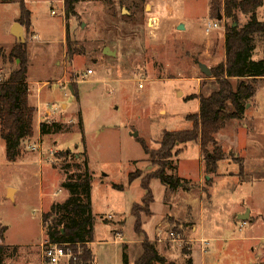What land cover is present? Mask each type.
<instances>
[{
    "label": "rangeland",
    "instance_id": "obj_1",
    "mask_svg": "<svg viewBox=\"0 0 264 264\" xmlns=\"http://www.w3.org/2000/svg\"><path fill=\"white\" fill-rule=\"evenodd\" d=\"M30 1L28 7L42 36L41 41L33 40L32 29L24 28L29 44V103L37 107L36 136L27 140L29 144L40 143L45 157L31 151L27 140L17 163L9 162L6 150H0V246H4L0 264H48L42 251L46 239L42 214L47 212L50 201L63 202L65 198L62 182L66 173L61 169L65 158L58 154L71 150L66 162H82L85 144L94 174L93 249L99 264H124L123 246L117 243L118 238L114 241V233H123L120 242H134L137 235L144 241L143 234L135 231L131 210L135 204L139 206L143 231V217L153 213L152 204L148 211L143 203L146 191L142 179L157 167L152 165L143 141L156 149L165 130L192 128L187 115L197 113L200 106L191 96L199 91L207 95L216 86L215 78L202 72L199 64L212 69L225 61L223 32L227 24L243 25L246 16L238 13L236 21L227 18L222 10V28L207 35L205 29L217 18V11L211 7L213 0H84L77 6L78 15L69 20L64 18L63 0ZM19 17V4L0 0L3 78L18 66V61L9 60V50L15 40L12 29ZM257 17L264 21V5L258 9ZM181 23H186L187 29H179ZM67 26L75 50L72 58L63 44ZM204 37L212 39L208 57ZM107 47L117 55L104 53ZM263 57V48L258 46L254 59ZM89 70L94 74L87 77ZM95 78H100L99 83L93 82ZM258 85L245 117L230 121L216 135L225 148L240 151H225L227 160L244 163L243 157L247 158L248 182L228 183L227 178L217 177L218 181L210 186L211 199L206 192L201 194L197 184L192 185L191 193L167 195L166 203L172 202L175 208L153 242L157 247L159 242L164 244L170 263L188 264L190 257L193 264H264V79ZM47 109L57 115L50 118ZM80 116L84 120L85 144ZM48 120L61 122L64 128L38 141L40 122ZM209 149L213 150V145ZM198 152L199 147L190 142L179 156L181 174L194 182L203 175ZM175 163L174 159L168 172ZM219 167L225 172L235 165L219 163ZM132 172L142 177L129 184ZM114 184L126 188L118 190ZM13 188L18 191L15 200ZM161 190L154 187L157 213L162 209ZM247 206L258 216L243 230L233 227L241 220L234 216L232 221V215ZM116 215H121L118 221ZM204 236L212 238V242ZM137 248L133 245L131 250L129 246L131 264L143 252ZM185 250L189 255L184 254Z\"/></svg>",
    "mask_w": 264,
    "mask_h": 264
},
{
    "label": "trees",
    "instance_id": "obj_2",
    "mask_svg": "<svg viewBox=\"0 0 264 264\" xmlns=\"http://www.w3.org/2000/svg\"><path fill=\"white\" fill-rule=\"evenodd\" d=\"M82 1L84 0H64L66 19L69 20L78 15L77 6ZM1 2L19 4L20 17L17 21L25 29L31 30L32 12L25 0H1ZM263 5L264 0L212 1V10L217 11L215 19L220 22L222 19L219 20L218 17L222 10L227 18L238 21V13H243L249 15V19L243 25L227 24L226 59L211 69L217 88L209 95L201 93L191 96V98L200 99L199 111L187 116V120L192 123V128L165 130L156 149L149 148L143 141L145 152L151 158L152 165L157 167L147 179L145 177L142 179V187L146 191L143 203L148 207V211L154 202V194L150 186L153 179H159L167 187L166 197L169 194H175L180 188L191 189L180 177L177 164L173 166L171 173L167 171L172 161L174 162V159L181 153L180 146L190 142H200L208 173L217 172L219 162L226 157L216 135L230 121L241 120L245 117L247 104L255 98L258 83L264 79V57L259 60L254 59L258 46H262L264 51V21H260L257 17V11ZM66 31L67 56L72 58L75 50L72 48L68 26ZM9 60L18 61V66L2 80L0 85V136L6 142L8 161L17 162L22 155L23 142L32 138L35 133L36 108L29 103L30 90L27 82L30 62L27 38L24 42L19 40L13 47ZM79 127L85 144L82 117ZM63 128L64 126L57 121H44L41 123L40 132L42 135H48L61 132ZM211 145H213V150L209 149ZM71 154V150L61 151L58 154L60 158H65L61 165V169L66 173L62 188L69 195L63 202L52 203L49 210L42 214L43 227L46 238L51 242L72 244L76 251L79 247L82 249L78 264H96V258L90 246L95 235L92 206L94 174L90 168L87 150L82 155V162H66V158ZM240 166L243 170L244 163L241 162ZM141 177V174L130 173L129 184ZM114 187L118 190L126 188L125 185L119 184H114ZM138 209L139 206L135 204L131 213L136 218L135 231L137 234H143L144 241L142 243L143 252L135 264H174L161 255L157 244L151 241L142 230V217ZM3 250L4 246H0V252ZM184 254L187 256L189 252L185 250ZM187 263L193 264V259L189 258ZM124 264H129V258L125 253Z\"/></svg>",
    "mask_w": 264,
    "mask_h": 264
},
{
    "label": "crops",
    "instance_id": "obj_3",
    "mask_svg": "<svg viewBox=\"0 0 264 264\" xmlns=\"http://www.w3.org/2000/svg\"><path fill=\"white\" fill-rule=\"evenodd\" d=\"M26 1V3L28 4V6H29V4H30V0H25ZM63 5H64V0H63ZM211 5H212V2H211ZM65 12V11H64ZM245 15V14H244ZM246 16V22L248 21V19H249V15H245ZM220 17L223 19V17H224V15L222 16V14H219V17H218V19L220 20ZM64 18H65V13H64ZM180 19V18H182V17H177L176 19ZM66 19V18H65ZM18 20V19H17ZM16 20V22H18ZM183 20H184V22H185V19L183 18ZM215 21H218V20H215ZM215 21H213V22H215ZM245 22V23H246ZM222 23V22H221ZM244 23V24H245ZM184 25H185V29H187V26H186V23H183ZM180 25V24H179ZM31 29H32V36H33V40H36V41H41V36H42V32H40L39 31V29L37 28V26H36V24H35V19H34V14H33V12H32V26H31ZM184 30V29H183ZM216 31V30H215ZM67 32V31H66ZM13 36H14V34H12ZM225 35H226V33L225 32H223V36H222V45H223V49H224V52H225ZM14 38H15V40H14V42H13V45H12V47L10 48V50L9 51H11L12 49H13V47L19 42V39H17L16 38V36H14ZM202 40H205V42H206V45H207V47H208V49L206 50V54H205V56L206 57H208L209 56V54H210V50H209V48L211 47V38H207L206 39V37H204V38H202ZM202 40H200V41H202ZM63 44H65V49L67 48V45H66V39H65V41H64V43ZM108 48V47H107ZM106 49V48H105ZM105 49H104V53H106V54H108V55H112V56H115V55H117V52L116 51H112L111 49V51H112V53H107V52H105ZM1 50V49H0ZM66 54H67V51H66ZM225 59H226V55H225ZM55 60H56V58H55ZM56 63H57V61H56ZM56 63L54 64L55 65V67H56ZM201 64V63H200ZM200 64H199V67H200ZM55 70H56V68H54ZM201 69V68H200ZM59 71L61 72V73H59ZM202 71V70H201ZM56 72L57 73H59V75L60 74H63V72L59 69V70H56ZM203 72V71H202ZM87 74V73H86ZM94 74V71L92 70V73L91 74H89V75H93ZM89 75H87V77L89 76ZM56 76V75H55ZM58 76V75H57ZM99 80H100V78H95V79H93V82H96V83H99ZM198 80V82H199V84H200V79H197ZM48 80H46V82H47ZM213 81H214V79H213ZM27 82L28 83H30L31 84V82H30V80H29V72H28V79H27ZM45 82V83H46ZM214 83V85H216L215 86V88L213 89V90H211L210 91V93H208L207 95H209V94H211V92H213L216 88H217V84H216V81L215 82H213ZM50 86V85H49ZM213 88V87H212ZM202 93V91H199V93L197 94V95H200ZM205 94V93H204ZM195 99H197V98H195ZM198 101H199V106H200V99H197ZM35 104H33V106H34ZM62 105H64V103L62 104ZM69 105V104H68ZM36 106V105H35ZM34 106V107H35ZM36 108V112H37V107H35ZM46 113L50 116V118H51V115L53 116V115H57V113L55 114L52 110H50V109H47L46 110ZM83 115V114H82ZM35 116H36V114H35ZM188 116V115H187ZM49 118V117H48ZM49 121V120H48ZM43 121H41L40 122V125H39V133H38V136H37V138H38V141L39 140H41L42 138H44V137H46V136H51V135H56V134H58V133H60V132H58V133H52V134H48V135H42L41 134V132H40V126H41V123H42ZM49 122H51V121H49ZM58 123H61V122H58ZM83 123H84V120H83ZM63 126H64V124L63 123H61ZM69 127V126H68ZM35 132V131H34ZM84 132H85V127H84ZM66 133H69V131H67ZM133 134V133H132ZM35 133H34V136L32 137V138H30V139H34L35 138ZM1 137V136H0ZM218 140V139H217ZM1 141L2 142H0V144H1V147H0V150L1 149H4V150H6V154H7V148H6V142L1 138ZM27 142V147H28V145H29V143H28V140L26 141ZM25 142V143H26ZM218 142H219V145H221L222 146V148L224 149V151H227L228 153H230V152H237V153H240V151L239 150H234V149H227V148H225V146H224V144L222 143V142H220L219 140H218ZM194 144H196L198 147H199V162H200V167H201V172H203V175H202V178L200 179V181L198 182V181H195L194 182V180L193 179H191V178H188V177H186V176H184L183 174H181V172H180V158H179V156H180V154H179V156L178 157H176L175 158V164H177V169H178V173H179V175H180V177L181 178H183L186 182H187V184H188V186H190L191 187V189H184V188H180L174 195H180V194H183V193H187V192H189V193H191L192 191H194V188H193V184H197L198 185V187H197V189H199L200 191H201V194H202V192H203V194H204V192H206V196L208 197V199H211L213 196H212V188H210V186H213L218 180H217V177H218V179L220 178V179H222V177H224V178H227V180H228V183H231V182H240V184L242 185L244 182H248L247 180L249 179V169H248V166L246 165V163H247V158L246 157H243L244 158V174H242L241 173V166H240V163L239 162H235V161H232V162H230L229 160H227V157H225L223 160H221L219 163H229V164H231V163H233L234 165H235V167H233L231 170H229V169H226L225 170V172H222L221 171V168L219 167V165H218V170H217V172H215V173H208L207 172V169H206V162H205V157L203 156V149H202V146H201V143L200 142H194ZM86 146V150H87V153H88V156H89V150H88V146L87 145H85ZM188 147V144H185V145H183V146H180V148L182 149V151H184V149L185 148H187ZM181 151V152H182ZM90 158V157H89ZM89 161H90V159H89ZM19 162V161H18ZM17 163V162H16ZM92 171V170H91ZM93 172V171H92ZM172 172V171H171ZM171 172H169V173H171ZM140 179V178H139ZM150 186H151V189H152V191H153V194H154V202L152 203V207H151V209H152V215H149V216H147V215H145L144 217H143V227H144V231L146 232V234L148 235V237H149V239L150 240H152V241H156L157 240V235H158V232L159 231H161V229L163 228V222H164V220L166 219V217L169 215V214H171L172 213V211L174 210V208H172V202H169V204L168 203H166V194H167V187L165 186V185H163L162 183H161V181L159 180V179H153L152 181H151V184H150ZM155 186H157L159 189H162L161 190V193L163 192V196H162V199H160L161 200V204H162V209H161V211H160V213H157L155 210H156V208H155V205H156V197H155V193H154V187ZM205 189V190H204ZM9 190H10V188H9ZM13 190L15 191V194H14V198H12L13 200H15L16 199V195H17V189H15V188H13ZM64 190V189H63ZM196 190V189H195ZM94 186H93V189H92V206H93V213H94V211H95V201H94ZM67 193V194H66ZM64 200L65 199H67V197H68V192H66V190H64ZM45 195V193L43 194V196ZM54 201L55 200H52V201H50V205H49V208L51 207V205H52V203H54ZM172 203V204H171ZM174 205V204H173ZM49 208L47 209V211L49 210ZM191 210V213H192V217H194L193 216V208L192 207H190L189 208V211ZM112 212H116V211H112ZM240 212V213H239ZM242 212V213H241ZM254 212V209H252V208H250L249 206H247V207H245V209L243 210V211H238V212H236L235 214H233L232 215V221H235L234 220V218H236V220H241V222H239V223H234L233 224V227H238V228H240V226L243 224V223H245V225H247L250 221L251 222H254L253 221V217H256V216H258V215H256V214H254L253 213ZM240 216H239V215ZM247 215V217H244V216H246ZM111 216V215H110ZM117 216V217H116ZM116 216H114L115 218H116V221H118V219L117 218H120L121 217V215H116ZM235 216V217H234ZM234 217V218H233ZM195 218V217H194ZM135 222H136V218H135ZM243 228H245V226L243 227ZM163 230V229H162ZM196 230H197V222H196V224L194 225V233L196 232ZM243 230V229H242ZM117 233H120V234H122L123 235V233L122 232H115L114 233V241L115 242H117V238H116V235H117ZM123 237V236H122ZM205 238H208V239H210V241L212 242V238H209V237H206V236H204ZM94 240H95V235H94ZM118 244H121L122 246H123V253H125V254H127V256H128V258H129V264H131V251H129V246H131V250H132V248H133V245H138V248H137V250H139V252H140V249L141 250H143L142 249V243H143V240H141L140 239V237L137 235V239H135V241L134 242H128V241H121L120 242V239L118 240V242H117ZM93 244H94V241L91 243V247H92V250H93V253H94V255H95V258H96V264H99V259L97 258V255L95 254V252H94V249H93ZM7 246V245H6ZM208 246H210L211 247V245L210 244H208ZM140 248V249H139ZM158 249H159V251H160V253H161V255H163L167 260H168V257H169V253H168V250H166L165 249V247H164V244H160V242H159V244H158ZM195 251V250H194ZM141 254H142V251H141V253L139 254V256H136V259H135V261L141 256ZM137 255H138V253H137ZM193 257H194V254H193ZM190 258V257H189ZM195 259V258H194ZM195 261H197L196 259H195ZM168 262H169V260H168ZM196 263H198V262H196ZM199 264V263H198Z\"/></svg>",
    "mask_w": 264,
    "mask_h": 264
},
{
    "label": "built area",
    "instance_id": "obj_4",
    "mask_svg": "<svg viewBox=\"0 0 264 264\" xmlns=\"http://www.w3.org/2000/svg\"><path fill=\"white\" fill-rule=\"evenodd\" d=\"M221 28H222L221 22L215 21L205 29V33L207 35H210L214 30H218ZM91 73H92V70H89L86 75L91 74ZM3 79H4L3 75L0 73V85ZM140 87H143V84H140ZM28 148L31 151H38L44 156L43 151H42V146L40 143L39 144L38 143L29 144ZM53 153L54 152L52 151V156L54 155ZM244 225L245 223H243L240 226V229H243ZM174 235H175L174 232L170 233L171 237H174ZM116 238L118 239L122 238V234L118 233L116 235ZM42 251H43V256L48 264H78L80 255L82 254V249L80 247L76 251L72 244L53 243L47 238L44 239L42 242Z\"/></svg>",
    "mask_w": 264,
    "mask_h": 264
},
{
    "label": "water",
    "instance_id": "obj_5",
    "mask_svg": "<svg viewBox=\"0 0 264 264\" xmlns=\"http://www.w3.org/2000/svg\"><path fill=\"white\" fill-rule=\"evenodd\" d=\"M222 18L220 17V20H221ZM178 28L179 29H181V30H183V29H185V25L183 24V23H181L179 26H178ZM12 33L14 34V36H16V38L17 39H19L20 41H22V42H24L25 41V30H24V27H23V25L20 23V22H16L15 24H14V27H13V29H12ZM105 52H107V53H112V51L110 50V48H106L105 49ZM200 68H201V70L206 74V75H208V76H211L212 75V70H211V68H209L206 64H203V63H201L200 64ZM249 106V105H248ZM134 134V136H138V133H136V132H134L133 133ZM13 189H11V191H12ZM244 217H247V215L246 216H244ZM63 231V230H62Z\"/></svg>",
    "mask_w": 264,
    "mask_h": 264
}]
</instances>
